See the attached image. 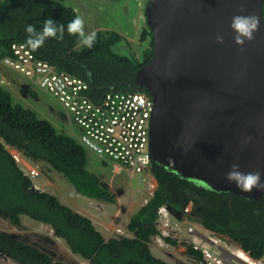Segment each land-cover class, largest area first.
<instances>
[{"label":"trees","instance_id":"16d2710c","mask_svg":"<svg viewBox=\"0 0 264 264\" xmlns=\"http://www.w3.org/2000/svg\"><path fill=\"white\" fill-rule=\"evenodd\" d=\"M264 14V4H263ZM79 12L65 0H0V66L6 56H14L12 45L25 43L27 25L41 31L46 18L65 25L64 39L49 38L38 50L37 58L54 64L59 70L82 76L90 81L87 94L99 102L110 90H132L136 71L155 52L152 27L143 30L150 35V45L141 57L116 51L121 40L118 31L96 30L95 45L89 49L77 37L67 33V24ZM108 32V33H107ZM150 95L147 88H142ZM7 145L17 148L25 157L45 161L67 176L85 195L116 201L109 184L88 169V148L72 133L59 130L46 117L22 102L0 80V216L21 225L23 215L51 225L54 234L65 239L71 249L93 264H175L158 256L152 239L160 234L159 208L173 205L184 211L191 203L190 218L212 231L228 236L255 259L264 258V196L249 198L231 191L201 186L197 181L180 178L176 172L151 163L150 171L157 187L150 199L131 217L128 231L106 238L94 220L74 209L58 195L36 186ZM167 241L178 243L173 236ZM0 250L20 264H69L55 258L47 248L31 243L0 227ZM191 264H202L204 254L193 243H187Z\"/></svg>","mask_w":264,"mask_h":264},{"label":"water","instance_id":"95a60500","mask_svg":"<svg viewBox=\"0 0 264 264\" xmlns=\"http://www.w3.org/2000/svg\"><path fill=\"white\" fill-rule=\"evenodd\" d=\"M264 0H149L155 52L134 89L154 100L152 161L201 186L260 198L226 180L231 166L264 180ZM243 10V11H241ZM260 20L254 39L234 42L235 15ZM223 36V43L217 36ZM182 218L181 209L169 205Z\"/></svg>","mask_w":264,"mask_h":264},{"label":"rangeland","instance_id":"374dc122","mask_svg":"<svg viewBox=\"0 0 264 264\" xmlns=\"http://www.w3.org/2000/svg\"><path fill=\"white\" fill-rule=\"evenodd\" d=\"M148 1L65 0V3L75 7L81 17H83L86 33L95 32L96 30L118 31L121 33V40L113 45L114 49L120 53L128 55L134 53L140 56L142 51L150 45L149 37L142 38V30L144 25H146L144 10ZM6 67L12 70L7 71ZM0 80L7 88L11 85H16L15 95L25 105L34 104L33 106L38 105V107L42 108L46 106L48 109L50 107V112L47 114L37 113L41 117L52 120L59 130L73 133L71 132L72 126L78 130V126L70 121L67 111L60 102L49 93H46L23 72L10 66H1ZM26 96L28 97L26 98ZM16 151L22 154L19 150L16 149ZM87 153L88 169L97 173L102 180L109 184L110 190L116 194V201L114 202L103 201L102 199L97 201L98 203L100 202V206L91 204L92 207H95V212L88 211L94 214L95 224L106 238L120 234H131L128 231V223L133 214L153 195L157 187L156 178L152 173L133 176L117 162L103 159L90 149H88ZM26 159L29 160L30 158L25 157L24 159L22 157L19 162L22 166L29 168L31 163H28ZM36 162L41 172H37L34 178L40 188L49 189L64 202L69 203L62 189L69 187L68 184H70L71 180L49 163L45 161ZM37 184L36 186L39 187ZM74 191L76 192L75 188ZM71 197L73 199V196ZM104 206L107 207L104 209ZM170 220H172L173 225L178 226L177 231L172 234H156L152 239L151 246L156 255L172 263H193V260L187 254V243L195 244L198 241L207 243L219 252L223 250L225 256H232L233 254L238 256L241 250L243 251L239 243L226 235L209 230L198 220L190 218L189 214L183 213L182 218H178L173 214ZM189 226L193 227L194 230L192 232L188 230ZM0 227L31 243L47 248L53 253L55 258L64 260L69 264H93L89 259L74 252L65 239L55 235L51 225L28 215H23L21 225H14L6 217L0 216ZM165 232H168V230H165ZM164 236H173V238L178 240V243L167 241ZM214 243H218L219 247H215ZM239 262L240 264H264V258L255 259L250 256L249 259H243L239 257ZM0 264L20 263L1 251Z\"/></svg>","mask_w":264,"mask_h":264},{"label":"built area","instance_id":"2783aa9c","mask_svg":"<svg viewBox=\"0 0 264 264\" xmlns=\"http://www.w3.org/2000/svg\"><path fill=\"white\" fill-rule=\"evenodd\" d=\"M14 56L4 61L31 77L43 90L57 99L69 117L78 126L79 140L98 156L117 162L131 175L151 174L152 157L149 148L150 122L154 100L142 91H108L99 102L93 100L86 90L89 83L83 77L59 70L54 64L37 58L25 43L12 45ZM18 161L21 154L12 152ZM32 177L37 168H26ZM191 206L186 207L189 211ZM168 207L159 208L158 227L162 234H172L178 226L173 225ZM165 230L168 232H165ZM192 232V226L188 227ZM202 250V264H240L233 254L215 250L202 241L195 242ZM215 247H219L216 243ZM1 253V250H0Z\"/></svg>","mask_w":264,"mask_h":264},{"label":"clouds","instance_id":"9594fccd","mask_svg":"<svg viewBox=\"0 0 264 264\" xmlns=\"http://www.w3.org/2000/svg\"><path fill=\"white\" fill-rule=\"evenodd\" d=\"M241 11H243V10H241ZM144 15H145L144 20H145L146 25H144L143 30H145L149 26V23H148V20H147L148 16H147V10L146 9L144 10ZM259 26H260V20L255 15H239L238 14V15L233 16L232 22L230 24V27L233 30V32L235 33V35L233 37L234 42L237 45L243 46L245 44V41H251L252 39H254V33L259 30ZM66 30H67V33L69 35L77 37L78 43L83 45L86 48L91 49L96 43L97 34L95 32H91V33H86L85 32L84 19H83V17H81L79 15H77L74 19H72V20H70L68 22ZM143 30H142V32H143ZM25 32L27 33L26 40H25L26 46H28L32 51H36L40 47H42L44 45L45 41L47 39H49V38L62 41L64 39V35H65V25L64 24H57L55 19H53V18H46L44 23H43V28H42L41 31H37L35 25L29 24V25L26 26ZM153 34H154V32H153ZM120 35H121V33H120ZM147 37H149V40L151 39L150 35H146V38ZM217 41L219 43H223V41H224L223 36H219L218 35L217 36ZM138 57H141V55L138 56ZM2 62L6 63L4 61V59L2 60ZM10 67H12V66H10ZM12 68H14V67H12ZM20 72H22V71H20ZM84 79L87 80V82L89 83V87H90V81L88 79H86V78H84ZM134 88H135V86H134ZM87 90H86V93H87ZM132 90H134V91H142L141 89H132ZM132 90H127V91H132ZM110 91H118V90H110ZM122 91H124V90H122ZM142 92H145V91H142ZM149 96L152 97L151 93H150ZM76 136L78 137V135H76ZM7 146H8V148L9 147H13V146H9V145H7ZM13 149L16 150L17 148L13 147ZM10 150L12 151V149H10ZM137 175H139V174H137ZM133 176H136V175H133ZM225 178L230 183H234L235 186L238 189H240L242 192H249L250 193L254 189L255 190H259V191H264V180H262V178H261V173L260 172H243V171L240 170V165L239 164L234 163L231 166L230 170L227 172ZM189 205L191 206V203H189L188 206ZM166 206L168 207L171 215L173 216L174 213L170 210L168 205H166ZM190 210H191V208H190ZM190 210L186 211V207H185L184 211L182 210V212L184 214H188L190 212ZM209 230H211V229H209ZM214 244L216 245V243H214ZM237 257L239 258L240 256L238 255Z\"/></svg>","mask_w":264,"mask_h":264},{"label":"crops","instance_id":"0c3cea01","mask_svg":"<svg viewBox=\"0 0 264 264\" xmlns=\"http://www.w3.org/2000/svg\"><path fill=\"white\" fill-rule=\"evenodd\" d=\"M1 67V66H0ZM7 71L9 70H12V69H10V68H5ZM21 82H23V81H21ZM10 89H11V91H12V89H13V95H14V98H15V101H17V102H21V100H18L17 99V96L15 95L16 94V92H15V90H16V85H11L10 87H9ZM15 88V89H14ZM46 93H48V92H46ZM28 94V93H27ZM52 96V95H51ZM28 96H26V98H27ZM53 97V96H52ZM57 100V99H56ZM26 101H27V99H26ZM58 101V100H57ZM34 105V104H33ZM33 105H29V106H32L38 113L40 112V113H42V114H47L48 112H50V107H49V109L45 106V108H42V107H38V105L37 106H33ZM43 105H45V104H43ZM40 108V109H39ZM43 111V112H41V111ZM40 116V115H39ZM67 116H68V114H67ZM69 117V116H68ZM70 119V118H69ZM52 121V120H51ZM70 121H72L71 119H70ZM53 122V121H52ZM54 123V122H53ZM55 124V123H54ZM56 125V124H55ZM67 132H69V131H67ZM71 132H73L72 134H75V135H77L78 133H79V130H77L74 126H72V128H71ZM70 133V132H69ZM9 146H11V145H9ZM10 149H12V151L14 150L13 149V147H9ZM24 159H25V157H24V155L22 154L21 155ZM100 157V156H99ZM102 158V157H101ZM103 159H105V158H103ZM27 161H28V163L30 162L31 163V167H29V169H31V168H37L38 169V165H36L37 164V162L36 161H32V159H26ZM106 160H108V159H106ZM120 165V164H119ZM24 166V165H23ZM121 166V165H120ZM24 169L26 170V167L24 166ZM39 170V172H41V170L40 169H38ZM54 171V170H53ZM34 181H36L35 180V178H34ZM68 181V180H67ZM72 182V181H71ZM70 182V184H68L69 185V187H64L62 190H63V194L67 197L66 198V200H68L69 201V203L68 202H66L67 204H69L70 206H72L74 209H76V210H78V211H80V212H82V213H84V214H86V215H88V216H90L93 220H94V214L93 213H91V212H89L88 210H91V211H93V212H95V207H92L91 206V204L93 203V204H97V205H101L100 204V202L98 203L97 201L98 200H102V199H97V198H94V197H91V196H88V195H85V194H83L82 192H80L77 188H76V186L74 185V184H72ZM35 184H37V181L35 182ZM38 185V184H37ZM39 186V185H38ZM39 188H40V186H39ZM42 189H45V188H43V187H41ZM74 188H75V190H76V192L74 191ZM46 190H48V191H50L49 189H46ZM52 192V191H51ZM53 193V192H52ZM71 196H73V199H72V197ZM71 199H72V201H71ZM104 201V200H103ZM107 206H104V209L106 208ZM95 221V220H94Z\"/></svg>","mask_w":264,"mask_h":264},{"label":"bare ground","instance_id":"6f19581e","mask_svg":"<svg viewBox=\"0 0 264 264\" xmlns=\"http://www.w3.org/2000/svg\"><path fill=\"white\" fill-rule=\"evenodd\" d=\"M239 256H240V258H243V259H249L250 258V255L248 254V252H245L244 250L243 251L241 250V253H239Z\"/></svg>","mask_w":264,"mask_h":264}]
</instances>
